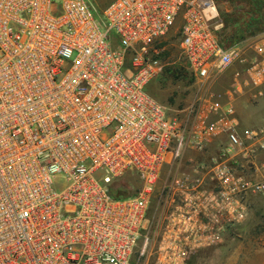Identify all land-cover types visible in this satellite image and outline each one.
<instances>
[{"label":"built area","instance_id":"obj_1","mask_svg":"<svg viewBox=\"0 0 264 264\" xmlns=\"http://www.w3.org/2000/svg\"><path fill=\"white\" fill-rule=\"evenodd\" d=\"M223 27L217 0H0V264H188L246 220L264 128L235 100L264 95V33L224 46ZM172 32L197 82L232 72L225 100L174 116L147 91ZM124 175L140 188L116 199Z\"/></svg>","mask_w":264,"mask_h":264},{"label":"rangeland","instance_id":"obj_2","mask_svg":"<svg viewBox=\"0 0 264 264\" xmlns=\"http://www.w3.org/2000/svg\"><path fill=\"white\" fill-rule=\"evenodd\" d=\"M223 24L232 20L239 25L231 29L235 33L233 43L244 42L255 35L264 33V0H217ZM259 11V18L253 24L248 23L247 16L255 10ZM227 29V27H225ZM229 31H226V33ZM178 34L172 32L157 44L162 52L164 68L160 75L149 84L151 94L165 106L170 115H179L180 111L187 109L200 96L212 93L221 100L226 99V91L233 89L232 72L217 79L213 84L199 83L192 79L190 74L182 78L173 79L165 77L168 68H182L184 63L179 58ZM192 80H194L192 82ZM258 105V100L253 99L249 89L237 93L235 106L247 114L249 109ZM183 114L181 113V116ZM243 129H248L242 126ZM215 152L190 153L182 163L181 171L189 172L197 163H211L217 155ZM167 172L161 178L166 179ZM63 183H59L60 189ZM112 187L126 189L129 195H136L140 188L138 178L124 175L117 179ZM132 264H154V256L135 258ZM188 264H264V195H255L250 198V211L246 220L233 227L224 236L221 244L205 249L192 256Z\"/></svg>","mask_w":264,"mask_h":264},{"label":"crops","instance_id":"obj_3","mask_svg":"<svg viewBox=\"0 0 264 264\" xmlns=\"http://www.w3.org/2000/svg\"><path fill=\"white\" fill-rule=\"evenodd\" d=\"M258 105L249 109L247 114L242 110H238V117L242 126L248 129L264 128V95L258 98ZM264 144V138L261 141ZM217 144L209 147V153L214 151ZM217 151V150H216ZM241 171L247 174L253 180L264 182V150L259 152L256 159L240 158Z\"/></svg>","mask_w":264,"mask_h":264},{"label":"trees","instance_id":"obj_4","mask_svg":"<svg viewBox=\"0 0 264 264\" xmlns=\"http://www.w3.org/2000/svg\"><path fill=\"white\" fill-rule=\"evenodd\" d=\"M258 18H259V11L256 9L252 14L247 16L246 21L250 24H253L255 22V20H257ZM232 25L234 26V28H236L239 25V23L238 22H232V20L230 19V20H228V22H225L223 29L220 31V34H219L220 40L224 46H230V45L237 44V43H233V42H235L233 39L235 36V33L231 29ZM225 27H227V29ZM226 31H229V33H231V34H228V32L226 33ZM187 72H188V74H190V76H192V79L195 80L194 75L188 70V67L185 64L183 65L182 68L181 67L180 68H174V69L168 68V70H166L165 77L167 79L169 77L170 78L173 77V79H176V78L180 79L182 77H185V75H187ZM194 80H192V82ZM147 91L151 94V92L149 91V86L147 88ZM112 185L110 186V194L114 198L121 199V198L132 196V195L128 194L126 189H121V188L114 189L112 187Z\"/></svg>","mask_w":264,"mask_h":264}]
</instances>
